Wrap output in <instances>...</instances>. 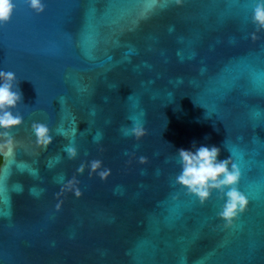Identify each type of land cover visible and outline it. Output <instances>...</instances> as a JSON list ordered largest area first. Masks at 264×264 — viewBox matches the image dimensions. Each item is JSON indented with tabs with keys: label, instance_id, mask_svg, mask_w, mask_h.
Instances as JSON below:
<instances>
[{
	"label": "water",
	"instance_id": "water-1",
	"mask_svg": "<svg viewBox=\"0 0 264 264\" xmlns=\"http://www.w3.org/2000/svg\"><path fill=\"white\" fill-rule=\"evenodd\" d=\"M14 3L0 68L16 74L23 124L0 165V264H264L254 0H43L40 14ZM34 121L51 131L47 149ZM134 123L140 140L123 134ZM193 142L231 153L244 172L249 203L231 228L216 193L201 205L174 183L175 151ZM93 159L102 168L90 175ZM72 180L79 197L61 191Z\"/></svg>",
	"mask_w": 264,
	"mask_h": 264
},
{
	"label": "clouds",
	"instance_id": "clouds-1",
	"mask_svg": "<svg viewBox=\"0 0 264 264\" xmlns=\"http://www.w3.org/2000/svg\"><path fill=\"white\" fill-rule=\"evenodd\" d=\"M182 2L183 0H175L178 6ZM26 3L36 14L44 11L43 0H26ZM14 10V0H0V25L10 21ZM251 23L256 29L251 33V39L256 40L257 32H264V0H254ZM21 99L22 94L15 72L0 68V165L6 156L13 155L17 146L12 130L23 124V117L15 111ZM31 132L37 148L47 149L52 143L53 136L47 124L34 121L31 124ZM123 134L140 140L146 132L142 124L134 123L132 127L123 129ZM65 152L69 159H74L77 155V150L73 146L66 147ZM220 152V147L216 145L197 146L195 142L191 148H178L175 151V158L180 170L174 178V183L184 189L186 194L195 197L201 205L206 204L212 194L216 193L222 200L217 216L223 221L225 228H231L233 222L245 212L249 200L239 188L240 167L232 159L231 153L228 158L220 159ZM140 162L144 163L146 159L141 157ZM87 166L91 175L102 168V161L93 159ZM84 168L85 165L81 163L78 172L82 173ZM109 172L110 170L104 169L98 174L101 179H106ZM74 183V180L69 181L61 191L74 190V194L79 197L81 193L78 188L74 189Z\"/></svg>",
	"mask_w": 264,
	"mask_h": 264
},
{
	"label": "snow or ice",
	"instance_id": "snow-or-ice-1",
	"mask_svg": "<svg viewBox=\"0 0 264 264\" xmlns=\"http://www.w3.org/2000/svg\"><path fill=\"white\" fill-rule=\"evenodd\" d=\"M240 170H241V168H240ZM243 174H244V172L241 170V179L243 178Z\"/></svg>",
	"mask_w": 264,
	"mask_h": 264
}]
</instances>
